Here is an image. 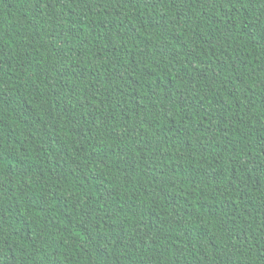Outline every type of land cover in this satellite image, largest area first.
Listing matches in <instances>:
<instances>
[{"label":"trees","instance_id":"trees-1","mask_svg":"<svg viewBox=\"0 0 264 264\" xmlns=\"http://www.w3.org/2000/svg\"><path fill=\"white\" fill-rule=\"evenodd\" d=\"M0 264H264V0H0Z\"/></svg>","mask_w":264,"mask_h":264}]
</instances>
